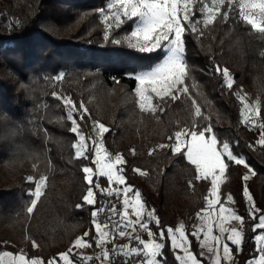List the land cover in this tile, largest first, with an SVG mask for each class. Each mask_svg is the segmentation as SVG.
<instances>
[{
    "label": "trees",
    "instance_id": "trees-1",
    "mask_svg": "<svg viewBox=\"0 0 264 264\" xmlns=\"http://www.w3.org/2000/svg\"><path fill=\"white\" fill-rule=\"evenodd\" d=\"M107 2L0 0V115L9 117L7 121L0 120V242H10L8 248L0 244V250L23 247L29 255L50 256L66 250L84 231H94L90 224L91 206L76 208L82 203L85 183L79 164L67 163L70 155L74 157V149L70 147L74 138L66 130L67 125L61 128L38 119L39 115L55 119L61 114L55 108L58 101L51 97L52 91L83 100L93 117L111 129L105 136L106 147L112 153L125 156L129 183L141 190L165 227L184 222L190 229L197 222L196 213L205 207L207 186L200 181L194 186L188 184L194 175L192 166L186 161L177 163L166 150L151 157L148 155L150 148L157 143H167V136L187 122L190 101L182 98L173 102L159 121L139 112L130 94L134 81L125 77L128 72L150 66L155 61L146 54L103 41V23L96 9L106 7ZM16 20L20 25H14ZM228 29H233L231 34H226ZM130 30L131 24L117 31L123 34ZM205 33L200 43L189 38L185 53L193 69L192 75L200 85L202 111L213 124L219 139L239 141L235 151L246 155L258 173L247 182L249 190L257 205L264 207V149L247 147L258 138V128L254 130L240 123L241 105L229 90L223 88L219 74L209 72L213 58L221 67H228L236 85L251 100L261 101L264 116V57L260 55L264 52V41L258 39V34L247 25L213 26L211 32L205 30ZM60 73L64 74V79L57 81L55 77ZM113 77L121 79L129 94L112 83ZM112 93H117L119 98L115 107L114 99L107 97ZM99 94L107 97V108L99 101ZM127 100L130 103H125ZM44 103L52 110L40 107ZM30 121L55 134L64 141V146L46 143L41 135L32 131ZM12 128L23 131L11 137L8 132ZM18 145L36 153L38 159L24 158ZM131 148L136 149V155L131 154ZM45 151L54 170H46ZM34 162L49 180L45 194L38 202V210L26 218L24 209L33 198L30 195L33 188L25 177L38 174L32 167ZM132 167L148 171L149 176L140 177L132 172ZM243 172V166L230 165L222 185V192L233 194L240 213L245 211L241 194L243 181L238 175ZM25 230L38 240L39 249H32L25 243ZM244 231L246 243L240 252L241 264L253 257L255 248L251 222L246 223ZM190 240L195 244L194 238L190 237ZM92 247L96 246L93 244ZM164 251V258L171 262L170 249ZM194 251L198 252V245Z\"/></svg>",
    "mask_w": 264,
    "mask_h": 264
},
{
    "label": "snow or ice",
    "instance_id": "snow-or-ice-1",
    "mask_svg": "<svg viewBox=\"0 0 264 264\" xmlns=\"http://www.w3.org/2000/svg\"><path fill=\"white\" fill-rule=\"evenodd\" d=\"M96 12L103 23L104 42L125 46L155 61L150 66L128 72L125 77L134 81L130 94L140 113L149 114L159 121L173 102L182 98L190 101L187 122L167 136V143H157L150 148L148 155L151 157L158 151L166 150L177 163L186 161L192 166L194 175L188 184L194 186L196 181H200L207 186L205 207L196 213L197 222L190 229L184 222L165 227L141 190L129 183L125 156L119 152L112 153L106 147L105 136L111 129L93 117L83 100L78 101L71 94L52 91L51 97L58 101L55 108L61 114L55 119L39 115L38 119L61 128L67 125L66 130L72 134L74 142L70 147L74 149V157L70 155L67 163L79 164L85 183L82 203H78L76 208L91 206L90 224L94 231H84L66 250L50 256L29 255L23 247L0 250V264H115L116 258L121 256L125 264H237L235 254L243 251L247 222H251L255 248L253 257L247 259L245 264H264V207L257 205L247 183L258 173L246 155L235 151L239 141L221 140L214 132L213 124L208 122V117L202 111L200 85L196 83L185 55L189 38L200 43L201 38L205 37V30L211 32L213 26L222 27L229 23L249 26L251 31L258 34L257 38L264 41V0H108L106 7L98 8ZM197 13H200V17H197ZM129 24L130 31L118 34L117 30ZM14 25H20V21L16 20ZM232 31L228 29L226 34ZM260 55L264 57V52ZM210 64L209 72L219 74L223 88L229 90L241 105L240 123L254 130L258 128V138L247 147L250 150H255L257 146L264 149L261 101L251 100L236 85L228 67H221L214 58ZM55 79L63 80L64 74H58ZM111 79L122 92L129 94L120 78ZM40 107L52 110L47 103ZM8 119V116L0 115V120ZM30 123L33 124L32 131L41 135L46 143L64 146V141L55 134L42 129L35 121ZM21 131L23 129L12 128L8 135L15 137ZM17 147L24 158L38 159L36 153L24 145ZM130 152L136 155L135 148H131ZM43 155L46 170H54L47 151ZM232 164L244 169L243 173L238 174L243 181V213L237 211L233 194L222 192ZM32 167L38 174L25 177L33 188L30 194L33 198L24 209L26 218L38 210V202L44 196L49 180L48 175L40 172L37 163L34 162ZM132 172L140 177L149 176V172L140 167H132ZM138 229L147 234V240L141 237ZM116 237L135 241V246L116 245ZM190 237L195 239V244ZM24 241L32 249L41 247L27 230ZM0 244L4 248L10 246L8 240ZM93 244L101 251L95 256L84 255L81 250L91 248ZM109 244H112L111 248ZM197 245L199 251L194 252ZM166 248L171 251V262L164 258ZM130 257L134 259L129 262Z\"/></svg>",
    "mask_w": 264,
    "mask_h": 264
},
{
    "label": "rangeland",
    "instance_id": "rangeland-1",
    "mask_svg": "<svg viewBox=\"0 0 264 264\" xmlns=\"http://www.w3.org/2000/svg\"><path fill=\"white\" fill-rule=\"evenodd\" d=\"M101 97L99 98V101L101 102V104L104 106V107H108L107 106V104H106V98L108 97H112V98H110V99H114V103L113 104H115V102H116V104L117 103H119V98H118V96H117V93H112L110 96H107V97H102V95L101 94H99ZM124 98V97H123ZM125 99V98H124ZM125 103H130V101L129 100H127ZM113 104H112V106H113ZM116 104L114 105V107L116 106ZM128 114H129V112H128ZM130 115V117H131V114H129ZM226 179L227 178H225V181H226ZM235 207H236V209H237V211L239 212V210H238V207H237V204L235 205ZM246 229V225H245V228H244V230ZM138 231H139V234L141 235V237L143 238V239H145V240H147L148 239V237H147V234L146 233H144V232H142V231H140L139 229H138ZM123 243H125V244H130V246H135V241H132V242H129V240H127L126 238H125V241L123 242ZM109 246V245H108ZM4 250H8V249H4ZM91 250L93 251V254L91 253ZM99 250L101 251V249H99V248H96V247H91V248H87V249H83V250H81L82 252H83V254L84 255H92V256H95L94 255V253L96 254L97 252H99ZM193 251H194V249H193ZM198 251H199V247H198ZM195 252V251H194ZM236 259H237V264H241V257H240V252H237L236 254Z\"/></svg>",
    "mask_w": 264,
    "mask_h": 264
},
{
    "label": "built area",
    "instance_id": "built-area-1",
    "mask_svg": "<svg viewBox=\"0 0 264 264\" xmlns=\"http://www.w3.org/2000/svg\"><path fill=\"white\" fill-rule=\"evenodd\" d=\"M125 241V238H120V237H116L115 238V244L116 245H124L125 243H123ZM109 248L112 247V244H109L108 246ZM100 252V250H99ZM99 252H97L96 254L94 253V255H97ZM91 253L93 254V251L91 250ZM129 259V262L134 259V258H128ZM135 259H139V258H135ZM115 264H125V259L121 256V257H117L116 258V261H115Z\"/></svg>",
    "mask_w": 264,
    "mask_h": 264
}]
</instances>
